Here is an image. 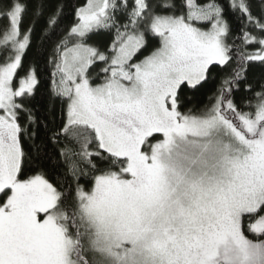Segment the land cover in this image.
<instances>
[{
    "label": "snow or ice",
    "instance_id": "1",
    "mask_svg": "<svg viewBox=\"0 0 264 264\" xmlns=\"http://www.w3.org/2000/svg\"><path fill=\"white\" fill-rule=\"evenodd\" d=\"M0 264H264V0H0Z\"/></svg>",
    "mask_w": 264,
    "mask_h": 264
},
{
    "label": "trees",
    "instance_id": "2",
    "mask_svg": "<svg viewBox=\"0 0 264 264\" xmlns=\"http://www.w3.org/2000/svg\"><path fill=\"white\" fill-rule=\"evenodd\" d=\"M56 0H48V3L51 4L52 6L55 5ZM85 2V0H69V3H79V4H83ZM199 2L203 3L206 2V0H199ZM25 24H27V18L25 20ZM147 54V53H144Z\"/></svg>",
    "mask_w": 264,
    "mask_h": 264
}]
</instances>
